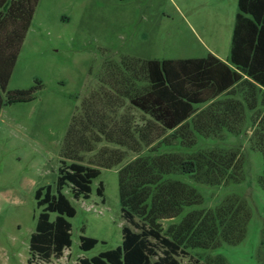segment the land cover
Masks as SVG:
<instances>
[{"label":"trees","instance_id":"obj_1","mask_svg":"<svg viewBox=\"0 0 264 264\" xmlns=\"http://www.w3.org/2000/svg\"><path fill=\"white\" fill-rule=\"evenodd\" d=\"M39 0H0V112L4 105L31 101L42 85L9 90L19 52ZM229 63L212 53L205 57L133 59L122 63L125 89L97 91L72 115L60 156L55 186L36 190L39 213L30 239L29 264L61 257L72 245L70 217L76 209L64 193L88 198L101 168L119 169L123 225L122 244L81 264H211L192 249L212 250L237 244L251 217L246 199L233 194L213 208L192 209L166 229L202 195L179 178L219 186L243 179L234 149L192 150L198 140H217L224 133L241 134L249 122L250 144L263 156L259 184L264 190V0H238ZM144 82V85H138ZM123 111L119 113L120 110ZM104 143L86 163L83 153ZM131 155L134 158L129 159ZM129 159V160H128ZM71 161V162H67ZM98 194L104 195L100 182ZM52 213L56 216L52 219ZM94 237L81 236L89 250ZM221 260V259H220Z\"/></svg>","mask_w":264,"mask_h":264},{"label":"rangeland","instance_id":"obj_2","mask_svg":"<svg viewBox=\"0 0 264 264\" xmlns=\"http://www.w3.org/2000/svg\"><path fill=\"white\" fill-rule=\"evenodd\" d=\"M238 10V0L38 1L3 95L6 98L9 90L30 88L38 82L42 86L34 92L33 100L4 105L0 112V264H29L30 239L42 210L35 193L41 186H55L63 141L83 100L101 90L123 91L124 61L204 57L209 52L228 59ZM252 128L248 122L241 134L198 140L192 150L217 146L236 150L243 179L210 186L195 182L188 174L179 175L197 189L203 203L186 208L175 219L162 220L166 229L186 212L213 208L229 195L246 199L251 217L239 243H222L212 250L192 249L196 257L211 264H264V190L258 180L263 156L250 144ZM103 144L83 153L84 161L88 163ZM124 163L101 168L88 198L76 199L65 187L63 191L76 209L75 216L69 218L72 245L61 257L34 262L81 264V258L122 244L125 219L119 169ZM100 182L103 196L98 194ZM55 216L52 213V219ZM83 235L96 238L97 244L83 250ZM193 263L190 257L182 259V264Z\"/></svg>","mask_w":264,"mask_h":264},{"label":"crops","instance_id":"obj_3","mask_svg":"<svg viewBox=\"0 0 264 264\" xmlns=\"http://www.w3.org/2000/svg\"><path fill=\"white\" fill-rule=\"evenodd\" d=\"M230 50H231V47H230ZM209 53H212V54H214L215 56H217L218 58H220L221 60H223V61L229 63V58H228V59L222 58V57H220L218 54H216V53H214V52H209ZM209 53H208V54H209ZM204 57H205V56H204ZM229 57H230V55H229Z\"/></svg>","mask_w":264,"mask_h":264}]
</instances>
